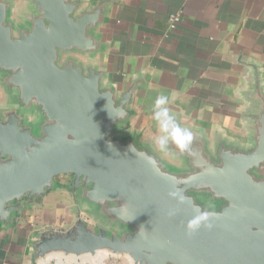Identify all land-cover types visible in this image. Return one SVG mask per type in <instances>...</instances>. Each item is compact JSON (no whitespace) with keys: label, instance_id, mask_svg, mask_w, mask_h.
Returning <instances> with one entry per match:
<instances>
[{"label":"water","instance_id":"water-1","mask_svg":"<svg viewBox=\"0 0 264 264\" xmlns=\"http://www.w3.org/2000/svg\"><path fill=\"white\" fill-rule=\"evenodd\" d=\"M120 0H0V227L29 201L71 195L61 224H37L35 264H264V80L248 63L243 136L208 129L171 107L194 134L191 154L160 153L131 125L145 78L110 77L104 26ZM182 190L183 203L169 191ZM170 209L176 214L169 216ZM211 213V228L188 223Z\"/></svg>","mask_w":264,"mask_h":264},{"label":"crops","instance_id":"crops-1","mask_svg":"<svg viewBox=\"0 0 264 264\" xmlns=\"http://www.w3.org/2000/svg\"><path fill=\"white\" fill-rule=\"evenodd\" d=\"M179 10L177 29L167 32L168 15ZM103 30L113 43L105 56L111 79L123 87L145 78L133 97L131 125L159 135L152 106L164 94L168 107L196 115L205 128L243 136L237 114L246 106L247 64L258 65L264 80V0H120ZM65 216L48 223L61 224ZM21 217L12 228L0 227V264H35L34 223Z\"/></svg>","mask_w":264,"mask_h":264},{"label":"clouds","instance_id":"clouds-1","mask_svg":"<svg viewBox=\"0 0 264 264\" xmlns=\"http://www.w3.org/2000/svg\"><path fill=\"white\" fill-rule=\"evenodd\" d=\"M168 103V96L164 94L158 95L153 103L152 119L156 122L159 130V135L154 138L153 143L162 154L169 152L170 144H174L180 152L191 154L194 134L189 128L181 126L168 107ZM168 196L170 199L176 200L178 204L183 203L185 200L182 190L179 188H173L169 191ZM176 211V209H170L168 215L173 216L176 214ZM210 220L211 213L207 211L199 213L187 225L189 234L202 226L211 228L213 225Z\"/></svg>","mask_w":264,"mask_h":264},{"label":"flooded vegetation","instance_id":"flooded-vegetation-1","mask_svg":"<svg viewBox=\"0 0 264 264\" xmlns=\"http://www.w3.org/2000/svg\"><path fill=\"white\" fill-rule=\"evenodd\" d=\"M70 174H62V175H56L55 179L56 181L60 184V188L53 190V191H48L44 195H42L40 198H35L31 201L27 199H23L22 202L28 203V206L22 210V215L26 220H31L33 218H29L30 215L33 214L35 205L38 202H41L43 205V201L45 198L49 200L50 205L52 206L53 210L58 214L60 213V207L59 204L65 202L66 200L71 199V195L69 191L65 188L67 183L70 180ZM59 218L61 217L60 214L58 215Z\"/></svg>","mask_w":264,"mask_h":264},{"label":"rangeland","instance_id":"rangeland-1","mask_svg":"<svg viewBox=\"0 0 264 264\" xmlns=\"http://www.w3.org/2000/svg\"><path fill=\"white\" fill-rule=\"evenodd\" d=\"M70 200L71 199L66 200L65 202L59 204L60 213L57 214L53 210V208L51 206L52 204L50 205L49 200L47 198H45L43 201V205L41 203L42 201L38 202L35 205L36 208H34L33 214L30 215V217H29V218H33V219H31L29 221H32L34 223V226L37 224H45L48 222H58L60 220L58 215L60 214V216H61L62 213H65L66 206L69 204ZM110 259H113V258H110ZM115 264H129V262L125 257L122 256V257H118L116 259Z\"/></svg>","mask_w":264,"mask_h":264},{"label":"built area","instance_id":"built-area-1","mask_svg":"<svg viewBox=\"0 0 264 264\" xmlns=\"http://www.w3.org/2000/svg\"><path fill=\"white\" fill-rule=\"evenodd\" d=\"M182 11L172 12L168 15L167 18V32H173L177 29L181 21Z\"/></svg>","mask_w":264,"mask_h":264}]
</instances>
